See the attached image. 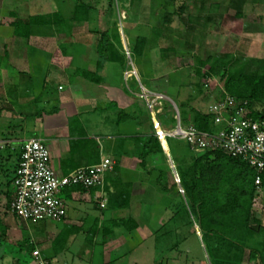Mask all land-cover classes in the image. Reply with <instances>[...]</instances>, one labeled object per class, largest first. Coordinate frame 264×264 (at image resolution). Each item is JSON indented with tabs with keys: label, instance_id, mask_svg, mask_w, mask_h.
Returning <instances> with one entry per match:
<instances>
[{
	"label": "crops",
	"instance_id": "1",
	"mask_svg": "<svg viewBox=\"0 0 264 264\" xmlns=\"http://www.w3.org/2000/svg\"><path fill=\"white\" fill-rule=\"evenodd\" d=\"M14 1L29 17L33 15L30 0ZM35 1L40 5L43 0ZM47 8L52 9L50 12L55 9L50 5ZM8 15L16 18L14 12ZM41 29L34 27L29 33L15 35L12 23L0 22V60L5 59L4 63L0 61V105L4 108L0 119L12 124L6 135L0 128V153L20 152L23 141L38 138L46 145L50 164L58 175L92 166L95 156L110 160L118 173L111 170L104 178L102 209L100 190L63 188L59 196L65 203L66 215L60 222L24 223L10 212V199L0 194V264H33V250L49 264H160L155 244L145 249L144 245L150 239L154 241L155 231L163 224L160 216L166 211L161 208L160 197L153 195L155 174L147 173L140 165L132 139L146 134L149 128L143 116L140 125L137 121L116 122V110L144 113L139 94L130 89L133 82L118 78V74L111 79V65L104 66L101 84L88 82L75 70H94V58L89 52L64 54L58 45L49 53V37ZM156 103L161 105L160 101ZM153 110L157 122L161 106ZM16 120L22 127L13 125ZM159 128L164 132L172 129ZM18 131L22 136L17 135ZM160 143L167 164L174 168L165 139ZM113 188H123L121 197L128 201L127 209H109L107 190L112 192ZM122 218H130L137 228L128 232L115 226L112 233L105 232L106 222ZM142 248L147 260L141 258ZM171 263L163 260V264Z\"/></svg>",
	"mask_w": 264,
	"mask_h": 264
},
{
	"label": "trees",
	"instance_id": "2",
	"mask_svg": "<svg viewBox=\"0 0 264 264\" xmlns=\"http://www.w3.org/2000/svg\"><path fill=\"white\" fill-rule=\"evenodd\" d=\"M71 1L72 7L68 18H65L61 9L56 7L52 13L31 16L25 22L17 20L13 23L14 34L23 35L24 31L29 33V30L34 27H56L57 33L70 38L71 24L87 23L96 11L94 6L81 0ZM136 1L138 0H108L107 7L112 10L114 6L118 7L122 3L132 5ZM235 17L240 18L241 15L237 13ZM236 26L241 28L242 24ZM146 42L147 39L144 36H135L130 39L131 59L136 60L142 57ZM94 48L96 53L94 70L76 69L78 76L99 85L104 81L101 72L105 65L112 67L116 65L122 73L125 71L126 60L124 54L119 51L121 43L116 25L96 37ZM200 68L203 72L201 69L197 71L199 80L218 78L223 83V92L231 97L237 106L247 107L251 118L264 122V112L257 110V108H264V59L242 60L231 53H224L219 56H208L201 62ZM130 89L140 93L136 82L132 83ZM219 95L218 99L222 94L219 93ZM160 103H162L161 112L156 114L157 123L163 128H174L175 112L164 100H160ZM176 106L181 127L191 126L204 133L219 130L214 125V119L208 113V109L202 112L190 106L189 103H180ZM111 107L115 108L114 105ZM141 116L149 131L132 138L137 145V158L147 173L155 174V184L165 194L168 192L166 183L163 181L166 172L160 166L165 167L168 158L155 135L150 115L146 111L141 113L138 110L130 114L116 110L117 124L125 121H137L139 124ZM165 142L169 159L179 180L178 189L182 191V194L177 190L174 199L168 200L172 201L171 215L154 233L155 252L157 253L160 249L176 252L184 241V233L189 232L199 239L208 264H243L245 257L256 264H264V226L261 219L255 217L252 212L256 177L254 169L241 159L229 157L220 150H205L195 154L185 141L167 136ZM20 154L21 150L16 153L6 151L5 155L0 153V194H4L10 202L13 198L12 181ZM115 159H118V156ZM99 161L98 156H95L92 165L98 164ZM148 166L151 168L148 169ZM112 170L118 173L115 166ZM260 178L264 187V175ZM175 187L176 185L173 184L171 189ZM123 193V188H113L112 192L107 190L109 209L128 208V201L121 197ZM104 225L105 232H111L115 226L122 227L128 232L137 228L130 218L112 220ZM172 225L175 232L172 229L167 230ZM173 235L174 242L171 244L170 236Z\"/></svg>",
	"mask_w": 264,
	"mask_h": 264
},
{
	"label": "rangeland",
	"instance_id": "3",
	"mask_svg": "<svg viewBox=\"0 0 264 264\" xmlns=\"http://www.w3.org/2000/svg\"><path fill=\"white\" fill-rule=\"evenodd\" d=\"M81 1L96 8L89 21L72 23L69 31L70 38L57 33L56 27H41L42 34L49 37L50 45L46 47V50L52 53L59 45L64 54L70 51H87L94 58L92 59L94 63L96 37L116 25L121 43L119 51L125 56L126 69L122 73L121 69L115 65L110 71V77L114 79V76L118 74V78L128 79V83H137L140 89L139 100H142L143 106L142 103L139 102V104L150 118L149 107L153 105L156 109L162 105V103L161 105L154 103L153 99L156 95L167 102L175 114H178L176 104L189 103L195 109L205 112L215 103L220 96L222 81L216 77L199 80L197 75V71L201 69V62L208 56L231 53L242 60L264 59V0H165V2L138 0L132 5L122 3L118 7L114 6L112 10L107 7L108 0ZM35 2L30 0L33 15L52 13L53 11L50 12L52 9L47 8V5H50V8L61 9L63 16L68 18L72 7L71 0H48L50 4L47 0H43L40 1V5H35ZM21 9L14 0H0V22L13 24L17 20L27 21L29 15L23 9L20 11ZM10 12H14L16 18H11L8 15ZM237 13L241 15L240 18L235 17ZM240 24H242L241 28L236 26ZM135 36H144L147 39L142 57L136 60L131 59L129 52V41ZM0 50L3 51L2 44H0ZM10 55L7 56L9 64L12 61ZM0 61L4 63L5 59ZM142 94L148 96L142 97L140 96ZM1 109L4 108L0 105ZM257 110L264 112V108H257ZM12 122L15 126H21L18 120ZM8 126L12 124L0 119V128L3 129L4 135ZM17 135L22 136V133L18 131ZM162 144L164 148L165 143ZM160 167L166 172L163 181L166 183L168 192L164 194L159 187L157 189L154 179L153 195L160 197L161 208L164 207L166 212L165 215L160 216L159 222L165 223L171 215L172 201L168 200H173L175 192L179 189L171 165ZM173 184L176 187L171 189ZM146 202L148 203L147 200ZM260 205V203L252 205V212L255 217L261 219L264 226V208L261 209ZM171 227L167 230L172 229L175 232L174 225ZM184 234V241L176 252L162 251V249L155 252L160 264H163V260L165 262L170 260V263L173 261L171 264H208L199 239L189 232ZM170 237L172 244L174 235ZM153 243V239H150L145 243L144 249ZM139 252L144 253L141 258L147 260L144 256L147 252L143 248ZM243 264L256 263L245 257Z\"/></svg>",
	"mask_w": 264,
	"mask_h": 264
},
{
	"label": "built area",
	"instance_id": "4",
	"mask_svg": "<svg viewBox=\"0 0 264 264\" xmlns=\"http://www.w3.org/2000/svg\"><path fill=\"white\" fill-rule=\"evenodd\" d=\"M220 93L222 96L208 107V113L212 115L218 131L204 133L191 126L183 128L176 113L177 124L164 132L154 120V107L151 105L149 110L155 135L159 141L167 136L182 139L195 153L220 150L229 157L244 161L256 172L252 205L260 203L263 209L264 187L260 177L264 175V122L251 118L250 110L245 106H237L223 92L222 87ZM153 100L156 103L161 98L156 96ZM112 167L113 163L103 158L96 165L78 168L66 176L58 175L50 164L49 151L44 142L38 138H29L21 145V154L11 186L13 198L9 203V210L24 223L60 222L66 215V207L59 194L63 188L75 186L85 190H100L99 208L102 209L104 178ZM174 178L178 185L179 180L175 173ZM179 192L182 194L180 189ZM31 256L33 264H49L37 250H33Z\"/></svg>",
	"mask_w": 264,
	"mask_h": 264
},
{
	"label": "bare ground",
	"instance_id": "5",
	"mask_svg": "<svg viewBox=\"0 0 264 264\" xmlns=\"http://www.w3.org/2000/svg\"><path fill=\"white\" fill-rule=\"evenodd\" d=\"M127 74H128V73H127ZM125 75H126V74H125ZM140 88H141V87H140ZM137 95H138V94H137ZM146 95H147V94H146ZM146 95H143V94H142V95H140V96H142V97H143V96H144V97H147L148 95H147V96H146ZM146 99H147V98H146ZM164 99H165V98H164Z\"/></svg>",
	"mask_w": 264,
	"mask_h": 264
},
{
	"label": "water",
	"instance_id": "6",
	"mask_svg": "<svg viewBox=\"0 0 264 264\" xmlns=\"http://www.w3.org/2000/svg\"><path fill=\"white\" fill-rule=\"evenodd\" d=\"M173 104V103H172ZM173 106H174V104H173ZM198 235V234H197Z\"/></svg>",
	"mask_w": 264,
	"mask_h": 264
},
{
	"label": "clouds",
	"instance_id": "7",
	"mask_svg": "<svg viewBox=\"0 0 264 264\" xmlns=\"http://www.w3.org/2000/svg\"><path fill=\"white\" fill-rule=\"evenodd\" d=\"M162 100V99H161ZM179 121V120H178ZM177 185V184H176Z\"/></svg>",
	"mask_w": 264,
	"mask_h": 264
}]
</instances>
